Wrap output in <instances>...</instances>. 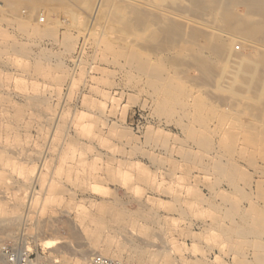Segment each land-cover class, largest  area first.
I'll return each mask as SVG.
<instances>
[{
  "label": "rangeland",
  "instance_id": "rangeland-1",
  "mask_svg": "<svg viewBox=\"0 0 264 264\" xmlns=\"http://www.w3.org/2000/svg\"><path fill=\"white\" fill-rule=\"evenodd\" d=\"M49 2L33 13L0 8V241L22 240L53 264H88L94 253L125 264H264V141L248 139L263 133L225 91L232 66L215 89L179 73L174 53L127 39L175 85L152 86L137 70L129 77L118 40L106 39L115 50L102 42L105 22L88 35L83 10ZM237 39L236 51H264L259 34ZM229 161L237 170L220 171Z\"/></svg>",
  "mask_w": 264,
  "mask_h": 264
},
{
  "label": "bare ground",
  "instance_id": "bare-ground-1",
  "mask_svg": "<svg viewBox=\"0 0 264 264\" xmlns=\"http://www.w3.org/2000/svg\"><path fill=\"white\" fill-rule=\"evenodd\" d=\"M49 1L57 2L58 4H54V6L60 5V7L62 6L66 9V12L74 11L72 10L74 8H71V6H78V8L83 10L80 12H83L85 16L84 20L81 21L86 24V27L90 26L88 35L93 33V28L98 25L99 22H105L107 29H102L103 31L100 37L102 42L103 39H105L104 41L108 44L109 48L115 50L114 45L106 39L118 40V43L123 46L120 51L124 53V64L121 65L126 69L129 77L133 78V70H137L144 78L146 77L148 79L152 86L163 88L175 85L173 83L174 80L172 81L171 78L168 79L165 77L163 73L164 70L160 65L158 67L153 66L149 60L139 57L132 46L127 45V39H143V50H151V48L154 47L161 50V52L162 50H167L174 53L175 55L169 56L170 62L180 69L179 73H185L187 79H192L193 82L199 84H210L211 86H213L212 84H216L218 88L223 89L220 81L221 74L223 76L224 71L229 68L228 66H232L234 70V77L232 79L233 85L226 87L225 91L228 92L233 99H237L250 106L260 119L261 128L255 129L254 131L262 132L263 135L250 136L248 139L256 140L260 142V144L264 141V51L257 48L255 44H247L253 52H239L235 50L236 47L234 46V42L239 40L237 37L241 36L251 37L259 34L262 39H264V0H0V8L7 10L6 12L9 11L12 13V11H19L21 6H26V8L33 13V11H36V9L40 7V4ZM239 6H244L246 9L245 12H239ZM49 8L51 7L49 6ZM77 10H75V12ZM31 13L28 15L29 17L26 15L28 18L26 16L25 18L23 15L24 19H29L30 16H32ZM16 18L15 16V19ZM19 18L22 17L19 16ZM139 43L141 44V42ZM129 44L132 43L129 42ZM245 47L246 45H244V49ZM254 52L258 54L257 57L253 56ZM167 63H169V61ZM192 70L195 72L192 73ZM188 71L190 74H187ZM136 77L137 76H135V78ZM74 81L73 78L72 83ZM236 83H240V85L237 86ZM213 87L215 88V86ZM153 89H155V87ZM180 92H182V90H180ZM177 94L179 95V93ZM212 95L210 96L212 97ZM220 95L222 94L220 93ZM216 99L225 100L227 97L224 99ZM227 101L229 102V100ZM159 104L161 105L160 102ZM225 106H227V104ZM173 109L172 107V110ZM58 122H60V120ZM53 135H56V133ZM246 142L248 143V141ZM257 142H255V144ZM219 169L222 172L228 173L231 170H237V165L233 161H229L225 165L219 163ZM231 176L234 178L233 174ZM258 189L257 195L264 200V185L260 183ZM1 207L2 206H0V208ZM246 225L247 229L244 228V234H247V236L255 234V227L253 228L251 224ZM3 232L6 233V231ZM54 240L45 238L44 245L46 244V247L47 245L48 247H52L56 245V243L53 242ZM256 246L264 249V242L258 243ZM88 253L90 255V251ZM0 264H4L2 259L0 260Z\"/></svg>",
  "mask_w": 264,
  "mask_h": 264
},
{
  "label": "built area",
  "instance_id": "built-area-1",
  "mask_svg": "<svg viewBox=\"0 0 264 264\" xmlns=\"http://www.w3.org/2000/svg\"><path fill=\"white\" fill-rule=\"evenodd\" d=\"M239 48V47H238ZM4 264H53L43 258V253H35L29 246L20 241H0V260ZM56 263V262H54ZM88 264H125L122 260L110 256L94 253Z\"/></svg>",
  "mask_w": 264,
  "mask_h": 264
}]
</instances>
